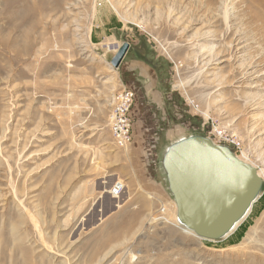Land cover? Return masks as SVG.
<instances>
[{
    "label": "rangeland",
    "instance_id": "rangeland-1",
    "mask_svg": "<svg viewBox=\"0 0 264 264\" xmlns=\"http://www.w3.org/2000/svg\"><path fill=\"white\" fill-rule=\"evenodd\" d=\"M124 43L152 48L169 108L137 114L134 100L120 149L107 119L130 89L111 65ZM191 136L262 180L220 240L174 221L161 161ZM263 226L264 0H0V264H255Z\"/></svg>",
    "mask_w": 264,
    "mask_h": 264
},
{
    "label": "water",
    "instance_id": "water-1",
    "mask_svg": "<svg viewBox=\"0 0 264 264\" xmlns=\"http://www.w3.org/2000/svg\"><path fill=\"white\" fill-rule=\"evenodd\" d=\"M128 49L127 43L118 49L113 68ZM161 165L178 221L202 240L225 238L256 201L262 185L252 165L200 136L171 144Z\"/></svg>",
    "mask_w": 264,
    "mask_h": 264
},
{
    "label": "crops",
    "instance_id": "crops-1",
    "mask_svg": "<svg viewBox=\"0 0 264 264\" xmlns=\"http://www.w3.org/2000/svg\"><path fill=\"white\" fill-rule=\"evenodd\" d=\"M113 21L110 28L118 25L116 24L118 21L115 19ZM94 37L95 40L98 39L96 35ZM109 37L114 36L111 34ZM151 49L150 46H145L144 44L138 45L137 48L130 46L119 65V71L122 76L131 78L128 84L130 85V90H134V93H136L134 113L140 114L138 108L140 102L143 110H158L160 115H165V111L169 108V103L167 102L169 93L163 91L159 71L146 57V54L150 53Z\"/></svg>",
    "mask_w": 264,
    "mask_h": 264
},
{
    "label": "built area",
    "instance_id": "built-area-1",
    "mask_svg": "<svg viewBox=\"0 0 264 264\" xmlns=\"http://www.w3.org/2000/svg\"><path fill=\"white\" fill-rule=\"evenodd\" d=\"M158 45L161 47L159 43ZM114 49H119V47H114ZM172 63L174 68L177 69L176 64L174 62ZM134 99V92L130 89L123 88L115 95L110 107L107 124L115 146L120 149H126L132 142V119L130 112ZM187 101L197 111V105L189 98ZM215 136L218 138L217 144L224 143L239 147V141L235 137L228 136L222 131L215 130Z\"/></svg>",
    "mask_w": 264,
    "mask_h": 264
},
{
    "label": "bare ground",
    "instance_id": "bare-ground-1",
    "mask_svg": "<svg viewBox=\"0 0 264 264\" xmlns=\"http://www.w3.org/2000/svg\"><path fill=\"white\" fill-rule=\"evenodd\" d=\"M250 89V88H249ZM246 163V162H245ZM257 174H258V176L260 177V174L257 172ZM261 178V177H260ZM118 186H121L120 184H116L115 186H114V188L113 189H111L110 190V193H111V195L113 196H115V195H118L117 194V187ZM122 187V186H121ZM114 196H113V198H114ZM254 204V203H253ZM253 204H252V206H251V208L248 210V212L246 213V215L244 216V218L238 223V224H236L235 225V227H234V229L232 230V231H230V233H228L225 237H227L228 235H231V234H233L235 231H237V228L239 227V225H240V223L249 215V213H250V211H251V209H252V207H253ZM176 208V207H175ZM174 221H175V223L176 224H178V226L183 230V231H185L186 233H188V234H191V235H193V236H196L193 232H191L190 230H188V229H186L182 224H180V222L178 221V219H177V217H176V211H175V216H174ZM260 236H259V238H258V240H257V242L258 243H261V242H263L264 241V226H263V228H262V230H261V233L259 234ZM198 237V236H197ZM199 238V237H198ZM110 240H107L106 242H103V244L101 243V245H100V247L102 248L104 245H106V244H108V243H110L109 242ZM260 248L262 249V250H264V245H260ZM264 253V252H263ZM258 257H253V260L256 262L255 264H261L262 262L264 263V259H262V258H258ZM136 257H134V256H130L129 257V262L131 263V262H135L136 261Z\"/></svg>",
    "mask_w": 264,
    "mask_h": 264
}]
</instances>
